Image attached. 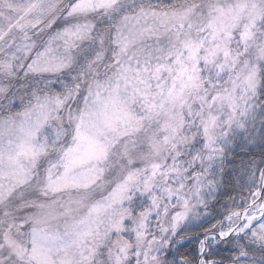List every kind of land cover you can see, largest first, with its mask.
Segmentation results:
<instances>
[{
    "label": "snow or ice",
    "instance_id": "1",
    "mask_svg": "<svg viewBox=\"0 0 264 264\" xmlns=\"http://www.w3.org/2000/svg\"><path fill=\"white\" fill-rule=\"evenodd\" d=\"M0 264H264V0H0Z\"/></svg>",
    "mask_w": 264,
    "mask_h": 264
}]
</instances>
